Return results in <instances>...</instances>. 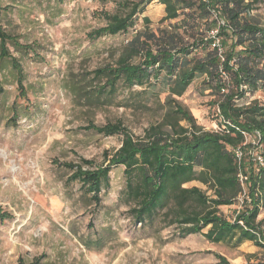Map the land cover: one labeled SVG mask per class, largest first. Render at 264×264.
<instances>
[{"label":"rangeland","instance_id":"obj_1","mask_svg":"<svg viewBox=\"0 0 264 264\" xmlns=\"http://www.w3.org/2000/svg\"><path fill=\"white\" fill-rule=\"evenodd\" d=\"M124 1L0 0L2 28L22 46L32 48L25 51L5 45L22 68L23 91L17 89L16 72L9 62L1 63L0 264H220L218 257L229 264H263L264 251L252 242L207 241L203 236L210 226L200 234L182 237L183 226L166 217L169 205L144 222L136 221L134 205L125 193L123 166L111 168L99 206L78 181H70L74 170L65 164L91 161L83 171L105 167L121 146V136L83 128L121 121L134 138H142L167 108H162L168 96L162 74L152 88H128L120 81L113 93L108 88L98 93L106 80L95 78L93 71L114 67L138 33L160 36L183 18L164 21L163 7L150 5L127 34L89 40L88 33L108 23L105 14L127 13ZM253 9L248 21L264 27V0H257ZM180 34L185 42L191 41ZM225 50L221 46L218 52ZM205 53L196 50L191 57L201 59ZM131 61L139 63L140 58ZM205 79H194L175 100L202 130L219 132L223 125L211 106L216 94ZM251 101L264 103V88L235 100L239 106ZM183 187L214 195L198 182ZM239 203L221 206L218 216L232 222ZM259 220L264 231V208Z\"/></svg>","mask_w":264,"mask_h":264},{"label":"trees","instance_id":"obj_2","mask_svg":"<svg viewBox=\"0 0 264 264\" xmlns=\"http://www.w3.org/2000/svg\"><path fill=\"white\" fill-rule=\"evenodd\" d=\"M256 2L125 0L122 7L126 8V14H105L108 23L87 34L91 41L105 35L127 34L150 5L163 7L164 21L183 16L160 36L147 31L138 33L114 67L92 72L95 78L106 80L98 89L99 94L106 88L113 93L120 81L128 88H152L159 83L161 74L163 90L168 93L161 121L150 126L142 138H134L121 121L103 127L89 124L83 128L103 136H121L120 148L107 159L105 167L83 171V166L92 165L91 161L84 160H80V165H64L74 170L70 181H78L86 194L91 195L95 206L100 204V193L107 187L111 168L123 166L125 193L134 205L131 211L136 221L144 222L169 205L166 217L171 218V223L183 226L182 237L200 234L210 226L203 236L207 241L215 244L228 240H236L238 244L252 242L264 251L263 222L257 221L260 209L264 208V103L251 101L239 106L235 102L264 88V27L248 21ZM3 11L0 8V70L1 63L8 61L16 72L17 89L23 91L22 68L5 45L9 43L25 51L32 48L22 46L4 31ZM212 30L222 38L220 47H226L222 53L212 47L213 40L208 35ZM180 31L191 41L185 42ZM141 37H144L142 41ZM200 49L206 51L201 59L191 57ZM135 57L140 58L139 63L131 61ZM202 76L216 94L211 106L216 108L217 118L223 125L219 132L202 130L175 100L185 94L194 79ZM3 93L0 83V96ZM245 137H253L252 142ZM236 151L240 152V159ZM189 182L208 186L214 195L208 196L196 187L184 188ZM237 201L241 208L232 222L218 216L221 206H232ZM218 259L220 264H229L225 258Z\"/></svg>","mask_w":264,"mask_h":264},{"label":"built area","instance_id":"obj_3","mask_svg":"<svg viewBox=\"0 0 264 264\" xmlns=\"http://www.w3.org/2000/svg\"><path fill=\"white\" fill-rule=\"evenodd\" d=\"M209 34H211V35H209V37L213 40V45H212V47L213 48H218V49H220V42H219V37H217V31H215V32H210ZM246 138V137H245ZM236 157H238L239 159H240V152L239 151H236ZM262 162V161H261ZM260 162V163H261ZM241 180H243L242 178H241Z\"/></svg>","mask_w":264,"mask_h":264}]
</instances>
